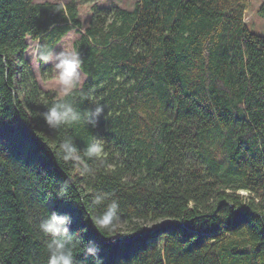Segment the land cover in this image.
I'll list each match as a JSON object with an SVG mask.
<instances>
[{"label": "trees", "instance_id": "1", "mask_svg": "<svg viewBox=\"0 0 264 264\" xmlns=\"http://www.w3.org/2000/svg\"><path fill=\"white\" fill-rule=\"evenodd\" d=\"M248 4L92 5L84 25L76 0H0V264H46L36 225L51 212L103 264H264V35ZM75 29L85 79L67 102L82 117L97 99L105 110L95 127L52 130L41 114L62 98L40 87L28 40L55 49ZM94 137L100 158L84 156ZM65 138L90 173L62 159ZM113 199L119 221L97 229Z\"/></svg>", "mask_w": 264, "mask_h": 264}, {"label": "clouds", "instance_id": "2", "mask_svg": "<svg viewBox=\"0 0 264 264\" xmlns=\"http://www.w3.org/2000/svg\"><path fill=\"white\" fill-rule=\"evenodd\" d=\"M27 56L30 63L37 70H40L42 65H50L48 69L51 83L55 86L56 94L62 98L41 114L45 125L49 129L55 130L62 126L78 123L83 119L85 123L95 127L105 110L104 105L98 99L93 101L94 107L86 110L83 117L72 104L67 102V98L82 87L85 79L81 72L82 59L80 53L75 49L56 51L34 40ZM104 144L103 138L94 137L85 149L84 156L88 158L102 157ZM59 149L64 161L74 160L81 163V174L92 171L83 160L71 138H65L60 143ZM106 198V193L98 192L94 196L93 203L103 204ZM119 208L118 201L111 200L106 209L94 218L96 228L110 230L120 219L118 215ZM71 223L72 218L69 215L51 212L36 225L38 233L47 238L46 251L48 258L46 264H84V262H78L74 255L75 250L80 248L83 242L71 232ZM80 251L83 256L93 258L94 264H103L98 256L99 250L93 242L83 243Z\"/></svg>", "mask_w": 264, "mask_h": 264}, {"label": "rangeland", "instance_id": "3", "mask_svg": "<svg viewBox=\"0 0 264 264\" xmlns=\"http://www.w3.org/2000/svg\"><path fill=\"white\" fill-rule=\"evenodd\" d=\"M59 2L63 5L67 3V0H34V2ZM137 0H93L91 3H84L80 0H76L78 6L79 17L84 25H87L91 20L92 16V5H97L100 7H109V6H119L125 9H132ZM264 2V0H249L248 9L246 10L244 21L250 31L264 35V18L258 13L259 7ZM78 33L75 30L68 32L62 40L56 45L55 50L59 51L61 49H74V41L78 38ZM29 48L32 45V41L28 40ZM29 50V49H28ZM28 53V51H27ZM26 53V57L28 58ZM32 65V64H31ZM33 70L35 72L37 81L44 91H53L55 92V86L51 83V77L49 75L50 65H45L43 71L37 70L33 65ZM85 77V76H84ZM56 94V92H55ZM57 95V94H56ZM58 96V95H57ZM59 97V96H58ZM245 193V192H242ZM148 225L152 226V223Z\"/></svg>", "mask_w": 264, "mask_h": 264}, {"label": "water", "instance_id": "4", "mask_svg": "<svg viewBox=\"0 0 264 264\" xmlns=\"http://www.w3.org/2000/svg\"><path fill=\"white\" fill-rule=\"evenodd\" d=\"M157 228V227H154V229Z\"/></svg>", "mask_w": 264, "mask_h": 264}]
</instances>
